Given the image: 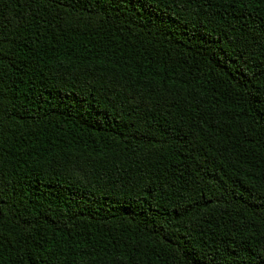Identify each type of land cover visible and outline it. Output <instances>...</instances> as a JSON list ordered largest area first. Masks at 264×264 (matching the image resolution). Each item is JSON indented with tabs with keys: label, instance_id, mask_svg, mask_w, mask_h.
<instances>
[{
	"label": "trees",
	"instance_id": "1",
	"mask_svg": "<svg viewBox=\"0 0 264 264\" xmlns=\"http://www.w3.org/2000/svg\"><path fill=\"white\" fill-rule=\"evenodd\" d=\"M0 264H264V0H0Z\"/></svg>",
	"mask_w": 264,
	"mask_h": 264
}]
</instances>
